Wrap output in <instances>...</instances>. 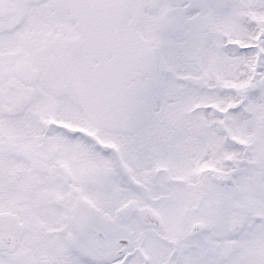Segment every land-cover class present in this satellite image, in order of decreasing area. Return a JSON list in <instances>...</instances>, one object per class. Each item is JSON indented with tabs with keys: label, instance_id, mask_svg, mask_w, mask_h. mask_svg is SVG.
Instances as JSON below:
<instances>
[{
	"label": "snow or ice",
	"instance_id": "obj_1",
	"mask_svg": "<svg viewBox=\"0 0 264 264\" xmlns=\"http://www.w3.org/2000/svg\"><path fill=\"white\" fill-rule=\"evenodd\" d=\"M0 264H264V0H0Z\"/></svg>",
	"mask_w": 264,
	"mask_h": 264
}]
</instances>
